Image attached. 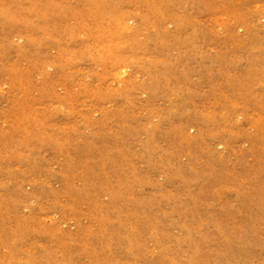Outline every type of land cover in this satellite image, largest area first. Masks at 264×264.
Returning <instances> with one entry per match:
<instances>
[{
  "label": "rangeland",
  "instance_id": "374dc122",
  "mask_svg": "<svg viewBox=\"0 0 264 264\" xmlns=\"http://www.w3.org/2000/svg\"><path fill=\"white\" fill-rule=\"evenodd\" d=\"M0 264H264V0H0Z\"/></svg>",
  "mask_w": 264,
  "mask_h": 264
}]
</instances>
